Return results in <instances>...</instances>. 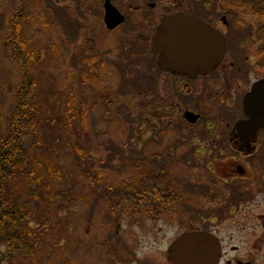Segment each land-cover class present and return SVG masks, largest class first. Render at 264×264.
Returning a JSON list of instances; mask_svg holds the SVG:
<instances>
[{"label":"flooded vegetation","instance_id":"1","mask_svg":"<svg viewBox=\"0 0 264 264\" xmlns=\"http://www.w3.org/2000/svg\"><path fill=\"white\" fill-rule=\"evenodd\" d=\"M106 1L114 6L102 0L103 19ZM194 3L192 11L138 6L130 18L114 6L123 22L106 31L114 33L131 20L129 40H137L140 57L150 59L143 73L156 107L152 118L166 121L169 130L178 123L181 135L144 161L151 185H136L130 196L87 209L83 264H264V130L239 128L249 121L244 99L264 81V47L250 34L246 50L244 41L235 43L237 25L248 16L243 11L200 18L199 0ZM177 14L223 34L225 55L212 70L199 72L197 62L173 72L164 53L155 50L161 19Z\"/></svg>","mask_w":264,"mask_h":264},{"label":"rangeland","instance_id":"2","mask_svg":"<svg viewBox=\"0 0 264 264\" xmlns=\"http://www.w3.org/2000/svg\"><path fill=\"white\" fill-rule=\"evenodd\" d=\"M194 1L113 0L112 3L130 18L131 11L138 6L150 10L148 4H155L158 11L164 6L192 11ZM203 4L208 5L207 11L202 8ZM218 11L217 0H199L200 18ZM16 12L21 13L17 0H0V36L7 30L10 17ZM102 19V0H44L43 7L30 8L24 23L23 34L29 46L54 50L50 65L42 76L43 90L53 89L63 94L58 95L56 100L68 104L69 123L73 128L76 124L74 111L82 107L85 111L84 135L88 137L87 143L83 141L79 144L83 133L79 134L77 129L74 132L70 126L65 142L54 152L53 163L63 173L62 180L54 181L51 186L50 198L57 205L55 208L47 213L36 198L24 195L18 198V203L31 209L37 220L44 221L47 214L50 217L48 226L40 231L35 250L37 264L84 262L82 243L86 240L84 236L88 224L85 216L91 204L99 202L100 198L92 193L83 177L87 165L79 163L82 158L73 152L75 146L85 150L84 159L93 160L95 170L102 173L105 184H115L122 189L134 176L127 160L146 162L150 154L163 148L162 144L181 135L178 123L177 129L174 124L169 130L166 121L152 118V114L156 113H151V109L156 107H151L152 92L144 74L145 68L146 73L149 72L150 59L140 57L142 47L139 50L137 40H129L131 20L118 31L108 33ZM242 19V24L237 25L235 43L237 40L244 41L246 50L253 22L248 18ZM228 42L229 49L235 47L230 38ZM81 71L82 75H79ZM88 72L97 77L95 82L89 80ZM34 77L37 78V75L34 74ZM19 82L20 75L10 49L0 44V142L8 134L7 123ZM104 93L109 95L105 108L98 99ZM139 129L142 131L140 137ZM33 228L36 229L35 226ZM17 260L32 264L29 257ZM0 264H9V257L6 258L4 251L0 255Z\"/></svg>","mask_w":264,"mask_h":264},{"label":"trees","instance_id":"3","mask_svg":"<svg viewBox=\"0 0 264 264\" xmlns=\"http://www.w3.org/2000/svg\"><path fill=\"white\" fill-rule=\"evenodd\" d=\"M43 3L44 0H17L21 13L11 15L7 30L0 36V44L10 49L20 75L19 85L14 92L13 109L7 123L8 134L0 142V255L4 251L6 258L9 257V264L13 260L14 264H23L17 258L28 257L32 259V264H36L35 250L40 231L48 226L50 217L47 214L44 221L37 220L31 209L18 203V198L22 195L36 198L37 203H42L47 213L57 206L50 198L51 186L54 181L62 180L63 173L54 165L53 155L58 146L65 142L68 135L66 132L72 126L69 123L71 118L68 115L69 110L67 112L68 104L56 100L58 95L63 94L54 92L53 89L43 90L42 76L50 65L53 48L39 50L29 46L23 34L30 8L43 7ZM230 7L240 8L248 16L257 19L252 39L262 42L264 47V0L222 1V9ZM81 62L79 64L82 66ZM79 75H82V71ZM88 78L92 82L96 80L94 76ZM108 97L104 93L98 98L104 108ZM78 109L79 111H74L76 124L72 128L74 132L77 129L79 134L83 133L79 144L83 141L87 143L88 137L84 135L85 111L80 106ZM146 132L147 130L144 134ZM138 134L139 137L142 134L140 129ZM74 149L73 152L82 158L79 163L87 165L83 177L90 190L102 200L118 201L121 200V195H132L136 185H151L150 173L144 166V161L129 159L127 162L134 176L125 190H117L115 184L103 182V175L96 172L92 159L87 161L83 158L84 149L76 146ZM135 162L138 164H134Z\"/></svg>","mask_w":264,"mask_h":264},{"label":"water","instance_id":"4","mask_svg":"<svg viewBox=\"0 0 264 264\" xmlns=\"http://www.w3.org/2000/svg\"><path fill=\"white\" fill-rule=\"evenodd\" d=\"M104 11L107 29L112 30L123 22L122 17L108 1L105 2ZM162 43L166 47L163 52L157 47H162ZM153 44L156 51L161 55L164 53L162 57L166 63L171 62L173 72H182L187 67L194 68L197 62L199 72H207L218 64L225 49L224 40L218 32L182 15L163 18L154 35ZM243 107L249 121L242 126L239 124L240 130L251 129L254 134L264 130V81L253 87L251 94L244 99Z\"/></svg>","mask_w":264,"mask_h":264}]
</instances>
